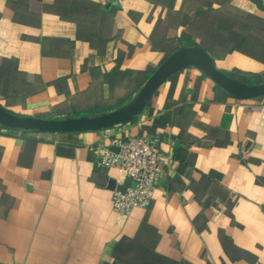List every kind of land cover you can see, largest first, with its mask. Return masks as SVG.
<instances>
[{"label": "crops", "instance_id": "0c3cea01", "mask_svg": "<svg viewBox=\"0 0 264 264\" xmlns=\"http://www.w3.org/2000/svg\"><path fill=\"white\" fill-rule=\"evenodd\" d=\"M182 46L202 47L236 80L264 82V0H0V104L44 119L107 112L84 109L136 84L118 100L132 98ZM135 136L156 140L165 165L151 205L124 216L113 194L132 183L92 149ZM120 244L134 252L116 255ZM118 258L264 264V96L233 99L187 68L125 125H0V264Z\"/></svg>", "mask_w": 264, "mask_h": 264}, {"label": "water", "instance_id": "95a60500", "mask_svg": "<svg viewBox=\"0 0 264 264\" xmlns=\"http://www.w3.org/2000/svg\"><path fill=\"white\" fill-rule=\"evenodd\" d=\"M187 68L201 71L233 99L252 100L264 96V82L247 84L238 81L218 70L212 57L202 47L182 46L158 66L127 103L113 111L63 119H44L14 114L0 104V125L10 130L42 133H80L125 125L142 113L169 78ZM110 149L118 152L115 147Z\"/></svg>", "mask_w": 264, "mask_h": 264}, {"label": "built area", "instance_id": "2783aa9c", "mask_svg": "<svg viewBox=\"0 0 264 264\" xmlns=\"http://www.w3.org/2000/svg\"><path fill=\"white\" fill-rule=\"evenodd\" d=\"M110 147H115L114 152ZM98 166L115 169L131 185L113 194L114 210L129 216L136 209H147L160 185L165 157L156 146V140L144 136L117 138L110 146L92 149Z\"/></svg>", "mask_w": 264, "mask_h": 264}, {"label": "trees", "instance_id": "16d2710c", "mask_svg": "<svg viewBox=\"0 0 264 264\" xmlns=\"http://www.w3.org/2000/svg\"><path fill=\"white\" fill-rule=\"evenodd\" d=\"M170 55V54H169ZM169 55H167V57L169 56ZM166 57V58H167ZM116 73V75L117 74H119L120 72L119 71H114V74ZM152 74V73H151ZM151 74H149V75H147V77H145L144 79H143V81H142V83L139 85V87H138V89L143 85V83L151 76ZM230 77H232V76H230ZM233 78V77H232ZM238 81H240V80H238ZM241 82H243V83H247V84H254V83H251V82H249V81H247V80H242ZM219 90H220V88L219 87H217ZM132 96V95H131ZM131 96H129L127 99H124V100H122L117 106H115L114 108H111L109 111H113V110H115V109H117V108H119V107H121L122 105H124L125 103H127L128 102V100H130V98H131ZM109 111H107V112H109ZM15 131V130H14ZM145 251H143V252H146V251H148L147 250V248L146 249H144ZM134 252V249H133V247L131 246V245H127V244H120V245H118L117 247H116V251H115V253H116V255L118 254V255H125V257L126 256H128L129 254H131V253H133ZM119 259V258H118ZM133 260L131 261V262H128V261H125L124 262V264H152V263H150V262H147V261H145V262H142V261H134L133 263ZM116 264H123L122 263V261L119 259L118 261H117V263Z\"/></svg>", "mask_w": 264, "mask_h": 264}, {"label": "rangeland", "instance_id": "374dc122", "mask_svg": "<svg viewBox=\"0 0 264 264\" xmlns=\"http://www.w3.org/2000/svg\"><path fill=\"white\" fill-rule=\"evenodd\" d=\"M247 81H249V80H247ZM135 85L136 84L129 85V86H127L126 89H122V90L118 91L114 97H110L108 100H104L103 99L101 102H98V103L94 102V104H93V106L91 108H85L84 110L88 111L89 109L90 110L91 109L92 110L95 109V111H96V109H103V108H107V107H115V106H117L120 103L118 99L124 98L125 96L130 94V92L136 87Z\"/></svg>", "mask_w": 264, "mask_h": 264}]
</instances>
